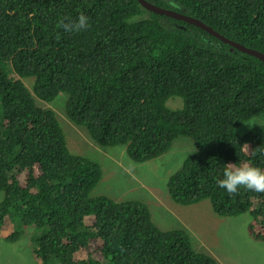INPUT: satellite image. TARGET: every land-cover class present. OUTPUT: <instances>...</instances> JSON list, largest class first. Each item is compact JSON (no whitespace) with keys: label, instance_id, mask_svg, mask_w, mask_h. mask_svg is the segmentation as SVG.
Here are the masks:
<instances>
[{"label":"trees","instance_id":"obj_1","mask_svg":"<svg viewBox=\"0 0 264 264\" xmlns=\"http://www.w3.org/2000/svg\"><path fill=\"white\" fill-rule=\"evenodd\" d=\"M148 1L264 52V0ZM81 12L87 29L58 27ZM216 39L138 0H0V226L18 215L0 228L5 239L17 242L29 229L41 264H98L91 255L75 258L97 236L106 264H220L196 251L185 229H161L146 204L90 197L100 169L71 156L55 112L40 107L65 91L66 113L102 145L123 141V130L135 162L160 157L178 137L193 140L195 150L168 179L170 196L182 205L209 199L220 216L248 212L250 235L264 242V193L240 187L230 195L217 185L229 163L264 169V154L255 151L264 125L243 128L264 114V63L258 60L256 74L226 67L234 91L224 105L216 96L217 69L239 53L227 54L229 46ZM10 60L34 76L35 94L7 76ZM35 161L39 178L32 175ZM25 170L24 186L18 175ZM69 207L68 215L55 217ZM86 215L94 216L93 228L83 226Z\"/></svg>","mask_w":264,"mask_h":264},{"label":"rangeland","instance_id":"obj_2","mask_svg":"<svg viewBox=\"0 0 264 264\" xmlns=\"http://www.w3.org/2000/svg\"><path fill=\"white\" fill-rule=\"evenodd\" d=\"M65 98V94H60L49 104L60 118L64 114ZM90 146L86 141L76 149L84 151ZM111 150L110 155L104 153L109 155L105 159L92 156L101 162L103 171V178L92 196L106 194L115 200L141 201L148 206L153 220L161 229H185L194 249L215 257L220 264H264V242L250 235L252 218L248 212L220 216L213 211L209 199L182 205L170 196L167 185L169 175L178 170L195 150L194 141L189 137L176 138L166 153L141 163L131 160L121 146ZM3 197L4 192L0 191V201ZM5 236L0 229V264H37L32 255L29 229L17 242L7 241ZM98 243L99 239L92 241L91 247L83 252L100 257ZM81 253L76 256L80 257Z\"/></svg>","mask_w":264,"mask_h":264},{"label":"clouds","instance_id":"obj_3","mask_svg":"<svg viewBox=\"0 0 264 264\" xmlns=\"http://www.w3.org/2000/svg\"><path fill=\"white\" fill-rule=\"evenodd\" d=\"M200 21H202V20H200ZM203 23L206 24L205 22H203ZM88 26H89V19L83 12H81L75 20H70V21L65 22V20L61 19L58 22V27L62 28L65 32H68V33L80 32L82 30L87 29ZM207 26L212 28L209 25H207ZM245 35L250 36V34H247V33H245ZM221 36L223 38H220L217 36H215V37L217 38L216 40L219 39L222 42H224V44H227L229 46V49L223 47L224 50L227 52V54H231L232 52H238L239 53L236 56L225 60L224 63L222 64L221 68H220V72L217 69V74H216V83H217V94H216V96L218 97L217 101L224 104V105H229L230 101H231L232 92L234 91V87H233L234 85H233V78H232L231 74L228 73V71H226V67L237 66L240 70H243L242 72H244L246 74H256L260 70V68L258 66V60H260L264 63V60L259 56V54H264V52L257 50V48L255 46H253L252 44L247 45L238 39L230 38L229 36L227 37L226 35H223V34H221ZM3 69H4L5 73L7 74V76L12 81L23 82L26 85V87L30 89V92L32 94H35L34 89L32 88V86L34 85V76H31V74H29V75L21 74L15 68V65H14L12 60L8 61V65H6L5 68H3ZM60 94L66 95V98L64 99V104H63L64 114H63L62 118H60L58 116L55 109H53L51 106H49V104H51V102L53 100L50 102L46 101L44 103V105H42L40 107L46 108V109H51L55 112L56 117H57V119L60 122V125L62 127L67 146L71 152V156L77 157L79 159H83L89 163H92L98 168V170L100 169V171H101L100 179L97 180L96 183L89 190L90 197H95V196H92V192L98 186L100 181L102 180L103 171H102L101 162L97 159H93L92 156H96V157L105 159L106 157H109L110 152L112 151L111 148L116 147V146L123 147V150L127 153V151H126V148H127V144H126L127 140L126 139L127 138L125 136V132L122 130V133H121L122 138L124 135L123 141L117 142L114 145H102L100 143V141L97 140L93 136L89 127L86 124L81 123V122L77 121L76 119H74L70 115V113H66V107H64V106H65V101H67V98H68V93L65 91H60L59 95ZM1 114H2V107H1V102H0V116H1ZM261 125H264V114H260V115L253 117L252 119H250L247 123H245L243 125V128L244 129H253V128H255L257 126H261ZM125 130L127 132L126 124H125ZM67 134L69 136V139L67 138ZM86 141L91 144V146L89 148L85 149L84 151H79L76 149V147L79 144H82ZM261 144H262V146L256 147L255 151L260 152L261 154H264V141ZM73 150H75V151H73ZM104 153H109V155L105 156ZM254 154H255V152H254ZM139 163H141V162H139ZM173 173H171V174H173ZM32 175H33V178H39L43 175V170L40 169V162L39 161H35L33 163ZM170 175H169V177H170ZM27 176H28L27 170L19 173V175H18L21 184L24 186L26 184ZM169 177H168V179H169ZM217 185L219 188L225 189L227 191V193L230 195L237 194L238 188H240V187H244L249 191H254L257 193H264V169H261L259 167H255V166H251L249 164H242L240 166H235V165L229 163L228 166H226L224 169L223 178L217 180ZM97 196H107L116 202L138 201V200H134V199L115 200L114 198H112L106 194H100ZM138 202H141V201H138ZM69 209H70V207L67 209L61 210L60 212H58L55 215V217L56 218L57 217L62 218L64 216L68 215L71 212V211H68ZM93 217H94L93 215H86L84 217L83 226L85 225L86 227L93 228V224H94V220L92 219ZM17 219H18L17 214H12L10 216H7L5 218V222H4L3 226H0V228H4V226L7 225L12 220L16 222ZM86 221L89 222L88 225H86ZM22 236H23V234H22ZM96 239H99L98 250L100 252V257H96L93 253L85 254L83 252L85 250H88L89 247H91L89 245L88 248L80 250V251H82L80 257L76 256L78 253L77 252L75 254V258L78 260L87 259L91 255L98 262V264H106L105 263V256H104V252H103V248H104V244H105L104 239L101 236H97V237L93 238V240H91L90 243L92 241H95ZM31 247H32L31 248L32 255L34 256V252H33L34 243H32V242H31ZM35 259L37 260V264H41V261L36 256H35Z\"/></svg>","mask_w":264,"mask_h":264},{"label":"water","instance_id":"obj_4","mask_svg":"<svg viewBox=\"0 0 264 264\" xmlns=\"http://www.w3.org/2000/svg\"><path fill=\"white\" fill-rule=\"evenodd\" d=\"M140 2V4L147 10L155 12L157 14H161V15H169V16H173L175 18L184 20L188 23L200 26L202 28H204L205 30H208L209 32H211L212 34H214L217 37L223 38L221 36V34L215 30H213L212 28L208 27L206 24H204L202 21H200L198 18H195L193 16H189L180 12H177L175 10L169 9V8H164V7H160L157 6L151 2H149L148 0H138ZM259 56L264 60V54H259Z\"/></svg>","mask_w":264,"mask_h":264}]
</instances>
